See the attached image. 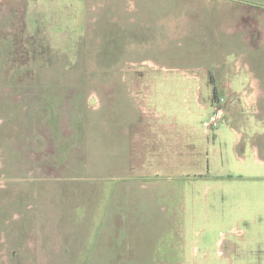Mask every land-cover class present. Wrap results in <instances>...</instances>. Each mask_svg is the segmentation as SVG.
Listing matches in <instances>:
<instances>
[{
  "label": "rangeland",
  "instance_id": "374dc122",
  "mask_svg": "<svg viewBox=\"0 0 264 264\" xmlns=\"http://www.w3.org/2000/svg\"><path fill=\"white\" fill-rule=\"evenodd\" d=\"M250 31L264 0H0V264H262L231 176L264 106L227 110L221 53Z\"/></svg>",
  "mask_w": 264,
  "mask_h": 264
},
{
  "label": "crops",
  "instance_id": "0c3cea01",
  "mask_svg": "<svg viewBox=\"0 0 264 264\" xmlns=\"http://www.w3.org/2000/svg\"><path fill=\"white\" fill-rule=\"evenodd\" d=\"M192 4V3H190ZM201 4V3H200ZM254 25L253 22H249L247 26ZM224 26V25H223ZM226 31H229V24L226 25ZM226 37V48L223 49L222 46V56L226 57L228 53H232L233 57V69L231 70L230 67L225 69L224 71L232 76V80H228L226 83H224V87L227 90V94L229 97V101L226 103L227 110H231V105H235L237 101L241 98L245 104H248L250 109H252L254 106L258 108V106L263 105L264 106V69L262 70H255L251 65L246 61V56L249 54H257L261 47L264 45V35L253 33L250 31L247 36H244L243 38L236 39L234 36H231L229 32H227ZM239 44V47L241 46L243 48L242 52H237V46ZM236 51V52H235ZM259 54V53H258ZM235 57V58H234ZM258 58V56H257ZM261 58V57H260ZM259 62V60H258ZM226 63V62H224ZM230 65V64H229ZM245 66L243 74H241L242 67ZM223 70V67L215 69L213 73H205L197 77L198 83L202 84V82H209L210 88L213 91H215V94L217 96V88L218 84L217 78L221 76V72ZM238 89V91H237ZM214 100V96H212V101ZM234 108V107H232ZM208 110V108L206 107ZM227 112V111H226ZM230 113V111H228ZM226 114V113H225ZM225 118V115H224ZM223 118V119H224ZM207 124H205L206 128ZM210 130L205 129V133L208 134ZM262 134L258 133H252L247 135V144L244 147V149L247 152L246 157H242V164H240V167L238 171L232 175L231 177L235 180L242 181L243 183H247V185L253 187V186H260L264 189V138L262 143H259L255 140L257 137H263ZM242 136L241 138H243ZM131 174H135L136 177L138 174L135 172H131ZM230 176V175H229ZM196 177V175H194ZM139 178V177H137ZM263 194V201H264V192ZM263 256H264V250H263ZM264 264V260L262 262Z\"/></svg>",
  "mask_w": 264,
  "mask_h": 264
},
{
  "label": "built area",
  "instance_id": "2783aa9c",
  "mask_svg": "<svg viewBox=\"0 0 264 264\" xmlns=\"http://www.w3.org/2000/svg\"><path fill=\"white\" fill-rule=\"evenodd\" d=\"M218 111H215V113H213L209 118V121L207 123V127L209 130H212V128L216 127L218 123L221 121L220 114Z\"/></svg>",
  "mask_w": 264,
  "mask_h": 264
},
{
  "label": "trees",
  "instance_id": "16d2710c",
  "mask_svg": "<svg viewBox=\"0 0 264 264\" xmlns=\"http://www.w3.org/2000/svg\"><path fill=\"white\" fill-rule=\"evenodd\" d=\"M213 96H214V99H216V94H215V91H213Z\"/></svg>",
  "mask_w": 264,
  "mask_h": 264
}]
</instances>
